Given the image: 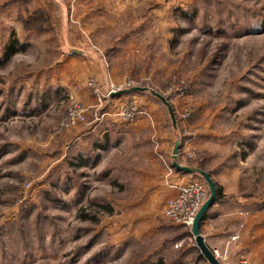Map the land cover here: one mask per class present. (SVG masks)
<instances>
[{
	"label": "rangeland",
	"instance_id": "rangeland-1",
	"mask_svg": "<svg viewBox=\"0 0 264 264\" xmlns=\"http://www.w3.org/2000/svg\"><path fill=\"white\" fill-rule=\"evenodd\" d=\"M62 1L0 0V264H205L190 229L162 206L118 202L155 179L147 154L176 171L177 144L176 162L206 172L217 199L264 209V0H152L150 17L141 4L137 25L114 43L123 49L113 50L121 55L112 83L104 66L96 68L103 81L92 68L64 69L68 79L47 68L70 43L62 31L74 28ZM131 89L139 91L129 97ZM74 104L87 122L61 131ZM135 110L144 114L130 123L116 115ZM105 113L124 127L118 138H132L114 177L79 169L85 148L73 135ZM184 175L208 193L199 173Z\"/></svg>",
	"mask_w": 264,
	"mask_h": 264
},
{
	"label": "crops",
	"instance_id": "crops-1",
	"mask_svg": "<svg viewBox=\"0 0 264 264\" xmlns=\"http://www.w3.org/2000/svg\"><path fill=\"white\" fill-rule=\"evenodd\" d=\"M5 1L10 4L15 0ZM21 1L24 2L26 0ZM63 1H65L67 7H69V22L74 28H70V31H62L60 38H62V36L67 37L70 39V43L60 45L58 49H55L56 57L50 62L51 64L47 68L57 70L61 72V74L64 73L66 79H68L67 77H69L71 73L64 72V69H68L69 67H71L70 69L78 70H80V68H92V71L95 69V74L93 73L94 71L85 74H92V76L94 74L95 77H100L101 81H103L100 71L96 68L104 66V70L106 71L105 74L107 75L106 81H108V83L116 81L118 79V70L115 68L117 63H115L113 59L121 55L115 51L122 50L123 48H121L122 46L120 48H115L114 43L121 41V38L124 39L119 36L125 35L128 28L137 25L138 8L141 4L144 3L147 5V9L144 12L145 16L150 17V15L157 12L150 4L152 0ZM154 2L157 4V0ZM163 7H165V5H162V8ZM130 32L131 30L129 33ZM130 34H132V32ZM111 37H113L112 40ZM129 38L130 35L125 37L127 40H129ZM132 39H134V37ZM87 43H89V45H87ZM125 43L126 42H124V48L126 47ZM129 45H132V43L130 42ZM97 52H99V54H97ZM99 57L103 58L102 64L99 62ZM82 74V72L73 73L72 77L76 79V82H79ZM73 84H75V81ZM68 88L70 89V93L76 90V88L71 87V85ZM55 90L58 93L50 92L48 95L51 93L56 94V96L60 95L61 92H59L58 89ZM128 93L129 97H133L135 91L130 90ZM84 98L88 99L86 93ZM44 100H46V98H44ZM120 125H122L121 122L117 123L115 119L105 118L101 123H97V125L94 124L90 128H85L84 126L75 128L73 135H75L76 144H78V146L82 145L85 148L83 149L84 151L78 155L79 162L81 163L79 169L91 168L95 171L97 170L96 168H98V170L105 171L107 176H115V172L118 170L117 157L118 155H122V153H126L123 149L132 140V138L126 137V141L123 140L124 137L118 138L116 130L124 128ZM67 145L69 144L67 143ZM183 147L185 149V145ZM163 149H167V142L164 140L160 143V150L163 151ZM145 161H148V164L150 162V166L155 169V179L152 182L148 181V183H145L142 188L137 187L135 191L136 195L132 196L128 203H125V201L118 203L119 205H121V203H123V205L137 204L144 208H146L147 205L155 208L159 204V207L162 206V211L165 201L167 200L166 198L172 195L171 186L181 179H186V177L184 173L170 171L166 165H162L159 158H150L149 154L146 155ZM143 170L146 176L150 175V172L147 173L145 168H143ZM243 213L248 214L243 215ZM206 214L205 219L199 226V231L205 245L212 252L218 250L222 254H225L230 264H235V261L240 256H245L250 264H264V209L249 211L247 210V203L241 198L217 199ZM142 216L148 217L145 214H142ZM138 217L140 219L144 218L141 216ZM199 253L204 263L209 264L203 259L204 257L200 249Z\"/></svg>",
	"mask_w": 264,
	"mask_h": 264
},
{
	"label": "built area",
	"instance_id": "built-area-1",
	"mask_svg": "<svg viewBox=\"0 0 264 264\" xmlns=\"http://www.w3.org/2000/svg\"><path fill=\"white\" fill-rule=\"evenodd\" d=\"M118 92L116 88L113 89ZM141 110L130 111L127 114L117 113L122 121L130 123V121L135 120L140 114L143 115L144 112ZM86 109L83 104H74L67 111L63 122L60 125V130L65 131L75 124L86 123ZM104 117L111 118L109 114H101L96 120L102 121ZM172 195L166 198L165 204L162 209V214L168 218L171 222L176 225L184 226L191 229L195 217L199 208L208 199V193L206 186L200 180H195L194 178H187L176 182V184L171 186ZM214 257L217 259L225 260L226 257L215 251L213 253ZM235 264H250L245 256H240Z\"/></svg>",
	"mask_w": 264,
	"mask_h": 264
},
{
	"label": "water",
	"instance_id": "water-1",
	"mask_svg": "<svg viewBox=\"0 0 264 264\" xmlns=\"http://www.w3.org/2000/svg\"><path fill=\"white\" fill-rule=\"evenodd\" d=\"M131 91H139L138 89H131ZM156 97L159 98V96L157 94H155ZM161 100V99H160ZM168 104V108H169V112L172 114V109ZM177 154H178V145L176 144L175 148H174V155H173V163H172V167L178 172V173H184V174H197L199 173V175L202 177V179L204 180V182H206L207 187H208V199L203 203V205L199 208L198 212H197V216L194 219V222L191 226V231H192V235L194 238V242L196 247H198V249H200V252L202 254V256L204 257V259L206 260L207 263L209 264H221L219 263V261L217 260L216 257H214L212 251L205 245L204 240L201 236V233L199 231V226L201 224V222L205 219L206 217V213L208 212V210L210 208H212V206L214 205V203L217 200V190H216V186L215 183L212 182V180L210 179V176L196 168H190L188 166H183V165H179L176 162V158H177Z\"/></svg>",
	"mask_w": 264,
	"mask_h": 264
},
{
	"label": "trees",
	"instance_id": "trees-1",
	"mask_svg": "<svg viewBox=\"0 0 264 264\" xmlns=\"http://www.w3.org/2000/svg\"><path fill=\"white\" fill-rule=\"evenodd\" d=\"M264 17V16H263ZM262 26L264 27V18H263V24H262ZM11 47H7V50L9 51V50H11L10 49ZM8 56V53H7V55H6V57ZM217 187V186H216ZM216 190H217V198L220 196V193H219V190H218V188H216ZM217 201V200H216ZM94 208H93V210H94V212L95 213H98V212H100V211H108L109 212V209H105V207H102L101 205L99 206V205H95V206H93ZM80 212V211H79ZM84 216L85 215H82L81 216V218H84ZM158 264H160V263H158Z\"/></svg>",
	"mask_w": 264,
	"mask_h": 264
}]
</instances>
